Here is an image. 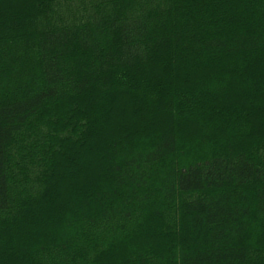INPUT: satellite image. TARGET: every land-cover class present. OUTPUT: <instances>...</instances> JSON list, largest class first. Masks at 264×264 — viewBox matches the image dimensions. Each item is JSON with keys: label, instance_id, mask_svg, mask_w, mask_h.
I'll return each instance as SVG.
<instances>
[{"label": "trees", "instance_id": "obj_1", "mask_svg": "<svg viewBox=\"0 0 264 264\" xmlns=\"http://www.w3.org/2000/svg\"><path fill=\"white\" fill-rule=\"evenodd\" d=\"M262 62L264 0H0V264H264ZM176 99L242 132L177 165Z\"/></svg>", "mask_w": 264, "mask_h": 264}, {"label": "rangeland", "instance_id": "obj_2", "mask_svg": "<svg viewBox=\"0 0 264 264\" xmlns=\"http://www.w3.org/2000/svg\"><path fill=\"white\" fill-rule=\"evenodd\" d=\"M255 9L256 8H254L252 11V15H254V16H255L256 12H258V9H257V11ZM262 63L264 64V62H262ZM184 65L187 66L186 64H184ZM191 66L192 65H190L187 68L190 69ZM221 68H222V66H221ZM223 68H224V66H223ZM199 70H200L199 68L195 67L193 71L196 72ZM209 87H203L200 91H201V93H203V97L207 98L209 101L215 102V104H213V105L215 106V108H218L224 104L223 100H219L221 97H223L224 90H223V95L221 97H217L214 93H212V90ZM248 89L249 88L247 86H245L240 91L245 93V92H248ZM255 90H254V92H251V91L248 92L249 96L252 98L253 107L252 108L248 107L246 104V108L248 109L249 113L246 114V116H243L244 119L251 122L252 125H255V123L253 121V116H252L253 115L252 113H254V111H256V110L259 111L262 114L261 117L264 118V91L259 89L257 94L254 95V93L257 91V90L255 91ZM238 94L242 95L240 93H238ZM134 95H135V98L133 97V100H134L133 104L134 105L132 108H137L136 103H137V99H138V94H134ZM225 95H227V94L225 93ZM247 96H248V94H247ZM213 98H214V100H212ZM187 100L188 101H186V102L183 101V103H181V101L176 99L174 104L179 110L181 109L182 111L180 112V114L178 116L175 115L174 112L171 113V115H173V120H174V124H175L174 129L182 130V133H183V135H182V133L180 136L178 135V137L180 138V141L178 144L177 153L172 158L177 165H185L186 160H184L183 156L185 157L186 155H190V154H193V156H196V157H200V156L208 157L209 152L212 153V155L214 154L215 156L220 155V153L224 152V148H225L226 143L227 142H233V139H234L233 135H236V133H234V130H237V131L240 130L242 132V130H241V126H242L241 121L242 120L240 119L239 112H236V110L226 112L227 109L223 110V109L219 108L217 111H213L212 109H208V108H211V106H212L211 104H209L206 108L203 103H198V108H193L190 105L191 101L189 99H187ZM239 107H241V106H239ZM157 111L158 110H156V112ZM137 114H140L139 109H138ZM167 115L168 114L166 113L163 115V117L166 118ZM108 120H111V117H110V119L108 118ZM228 121L232 122L233 124L236 123V125H233V126L231 125L229 127L226 124ZM188 122H191V123H188ZM258 124H259V127L261 128L258 133H264V122L259 121ZM191 125H193V126H191ZM97 127L101 128L102 125L100 123H98L96 125V128ZM137 130H138V128H137ZM151 133H153V131L150 132V134ZM132 135L133 134L130 135L131 139H127V141L129 142L131 147H137L139 144L142 143V141L138 140V139H132L133 138ZM224 135L226 137L225 142H224ZM207 137L214 138L213 139L214 141L211 140L212 142L210 141V143H207L206 142V139H208ZM191 140H194V141H191ZM215 140H216L215 145L210 146L211 143L215 142ZM203 142H205V143H203ZM104 152H105V150H104ZM98 157L100 160H97V161L100 164H102L106 157L101 156V155ZM71 165H72V168L74 167V169H73L74 171L69 172L68 177H77V176L81 175L82 173H84L85 171H86V173H88V172L90 173L91 168L89 169V167H88L89 164H87V162L85 164L86 166H84V168H81V169L78 168L75 164H71ZM165 165H166V167H168V163H166ZM159 171H160L159 173H161V172L163 173L160 177L164 179V177H166V175L164 176V173L166 172V170H164V169L160 170L159 169ZM159 178L155 177V176L150 178V180H149L150 185H148L147 190L151 189L154 192L162 190L164 185L159 182ZM108 184H109V182H108ZM100 187L102 188L101 191H103L105 189V184L100 185ZM99 188H97V189H99ZM251 192H252V190H251ZM114 193H116V192H114ZM86 195L87 194H84V196H86ZM123 196L129 197V194H126L124 191H121V193H116L112 197L113 199L115 198V201H113V202H119L121 200V197H123ZM145 196L147 197V194ZM157 200H158V198H157V192H156V197L155 196L151 197L149 199V201L150 202H159ZM246 239H248V237ZM168 251H169L168 253H170V252H175L176 250H174L172 247H169ZM176 254L177 253H175V255Z\"/></svg>", "mask_w": 264, "mask_h": 264}]
</instances>
